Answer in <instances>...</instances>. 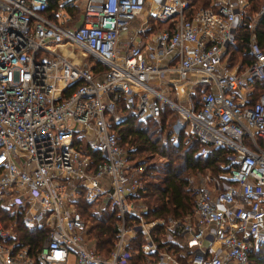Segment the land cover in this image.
<instances>
[{"label":"built area","instance_id":"1","mask_svg":"<svg viewBox=\"0 0 264 264\" xmlns=\"http://www.w3.org/2000/svg\"><path fill=\"white\" fill-rule=\"evenodd\" d=\"M250 2L213 0L191 11L190 0H65L53 19L48 0H0V205L13 214L8 226L0 217V264H127L138 232L151 264H249L264 245V92L250 100L247 86L264 83V46L252 32V61L242 70L228 65L227 47ZM64 3L80 8L77 20ZM263 13L264 1L254 18ZM61 44L88 50L106 68L94 74L82 54ZM122 102L142 118L173 107L184 120L172 131L195 135L198 154L228 150L220 164L227 170L197 171L192 210L183 217L142 215L145 165L126 159L111 128L123 119ZM81 189L87 201L100 197L116 211L106 255L75 205ZM17 222L46 228L35 253L14 230Z\"/></svg>","mask_w":264,"mask_h":264},{"label":"trees","instance_id":"2","mask_svg":"<svg viewBox=\"0 0 264 264\" xmlns=\"http://www.w3.org/2000/svg\"><path fill=\"white\" fill-rule=\"evenodd\" d=\"M262 1L264 0H251L248 5L244 23L236 30L234 41L227 47L229 66L235 63L238 54L241 60L240 67L252 61V57L248 53L249 36L252 32L255 33L259 45L264 46V13L254 18V13ZM190 3V10L193 11L201 6H210L211 0H190ZM59 5V0H48L46 14L55 19L52 10H56ZM63 6L64 10L71 15L77 10L76 5L70 6L68 3H64ZM160 25H163L162 22ZM94 60V63L91 64L93 73H101L106 66L98 59ZM78 84V81L74 82L66 91L70 92ZM254 84L253 99H257L260 92L264 91V83L255 81ZM196 106H199V102H196ZM167 110V107L162 109V114L158 119L149 117L142 121L122 102L120 112L123 114V119L119 122L111 120V128L117 132L118 142L126 150V159L131 164H143L155 155L161 159L149 162L145 172L141 175L142 179L152 170L156 174L153 175L155 180L142 179L144 187L140 190L139 197L146 205V210L142 215L147 219L168 215L183 217L191 212L193 202L190 196L188 173L205 168L211 169L212 172L228 169V167L220 168V164L226 162L227 149H214L206 156L198 154L199 141L195 135L186 134L183 131L175 134L171 127L167 128L169 124H166L164 118V113ZM90 152L93 154L94 161L102 159V155H99L98 152ZM79 209L82 214L86 213V205ZM87 216L90 222L87 230L89 238L97 251L104 255L108 254L116 236V211L105 206L100 211L87 210ZM0 217L6 226V222L13 219V214L6 207L0 205ZM15 228L23 243L30 244L32 254L35 253L46 228L44 226L28 228L20 222L16 223ZM143 241L140 232L129 240L127 249L130 256L127 264H146L144 253L140 248ZM249 264H264V245L250 253Z\"/></svg>","mask_w":264,"mask_h":264},{"label":"rangeland","instance_id":"3","mask_svg":"<svg viewBox=\"0 0 264 264\" xmlns=\"http://www.w3.org/2000/svg\"><path fill=\"white\" fill-rule=\"evenodd\" d=\"M64 1L65 0H60V5H62ZM79 14H80V8L77 7L76 12H74L73 15H71V18H73V21L75 19L76 20L78 19ZM56 15H57V19H58V21H59L60 24H62L63 20L67 19V14H65V12H64V10L62 8H60V10H58V12L56 13ZM150 21L152 22L151 19H150ZM159 27H162V25H159ZM74 52L75 53H78V55H80V56L82 54V57L84 58L83 61H86V62L89 61V64H92L95 61L94 60L95 59L94 56H92L91 54L87 53V50H85L84 48H80V47L74 46ZM236 55H237V53H236ZM227 56H229V53L228 52H227ZM238 59H239V54H238V57L236 56V61L235 62H237ZM235 65L236 64H233L231 67H233ZM239 67H238L239 70L240 69H243V66H241L240 68ZM186 85H187V83L178 84L177 85L178 92H179L180 95H182L183 92L185 91ZM166 94L175 103L178 102L173 88L168 87L167 90H166ZM193 96H195V98H196L198 95H197V93H195V95H193ZM183 104H186V103H183ZM167 109L168 110L164 113V118L165 119H167L168 116H169L168 121H165L166 124H169V126H167V128L171 127L173 125V123H175V121L177 119L184 120L183 114H181L180 112H178V110H176L175 108H173V107L168 108L167 107ZM136 117L138 119L142 120V121H144V120L147 119V118H142V117H138V116H136ZM185 129L186 130H189L190 129V123H186ZM79 142L81 144H84V140H82V139L80 140V138H79ZM89 144H90V142H89ZM152 160H161V159L158 156H156V155L154 157L150 158V159H147L145 161V163H143L145 165V169H146V165L149 162H151ZM225 164H226V162H225ZM226 167L227 166H223V167L220 166V168H226ZM145 169H144V172H145ZM199 171L201 172L202 176H205L207 173H210V174H218V171L220 172V170H217L216 172H212V170L211 169H208V168H205V169L199 170ZM149 175H152V176H149ZM153 175H156L154 170H152L151 172H149V174H147V176H145V177L143 176V178L145 180H151V179H153ZM153 180H155V179H153ZM188 180H189V186L193 185L198 180L197 171H193L191 173H188ZM143 183H144V181H143ZM140 193H141V191H140ZM86 195H87L86 194V190L85 189H81V191L78 194H76V197H75V205H76V207H77V209L79 211H80L79 208H81L83 205H86V213L84 212L82 214L81 211H80V213L82 214L83 219L86 221V223L88 222V226H89L90 225V222H89V218L87 216V210L88 211H100L101 208H104V207L101 204L102 202H101V198L100 197H98L97 199L89 202V201L86 200ZM140 201L143 202V199L141 198ZM143 204H145V203L143 202ZM8 210L10 211L11 209H8ZM11 222H12V218L6 222V226L10 225ZM12 225H13V223H12ZM15 227H16V223H15V225H14L13 228H14L15 231H17ZM144 259L146 261V264H151V262H149L150 261L149 258H146L144 256Z\"/></svg>","mask_w":264,"mask_h":264},{"label":"crops","instance_id":"4","mask_svg":"<svg viewBox=\"0 0 264 264\" xmlns=\"http://www.w3.org/2000/svg\"><path fill=\"white\" fill-rule=\"evenodd\" d=\"M212 2H213V0H211V3L210 4H212ZM152 20V19H151ZM138 21V20H137ZM137 21H136V23H137ZM162 22V24L164 25L165 24V22H163V21H159L157 24H158V27H159V25H160V23ZM136 23H134V26L136 25ZM149 23H153V21L151 22L150 21V19H149ZM151 27L150 28H148L147 30H145L144 32H139V36H134L133 37V41H137L139 38H145V36L147 35V34H149L151 31ZM153 30V29H152ZM150 31V32H149ZM234 41V40H233ZM87 53H89L90 54V52L87 50ZM240 62H241V60H240V57H239V59L237 60V62H235L234 64H236V65H238V67H239V64H240ZM88 64H89V61H88ZM90 66H91V64H89ZM247 65V64H246ZM244 66L245 65H243V68H244ZM240 70H242V69H240ZM99 74V73H98ZM247 92H248V98L250 99V100H256V99H253V95L255 94V84L254 83H252V84H249L248 86H247ZM264 91H262V92H260V94L261 93H263ZM260 94L258 95V98L260 97ZM257 98V99H258ZM194 99H195V96H194ZM169 119V118H168ZM166 121V120H165ZM168 121V120H167ZM141 199V198H140ZM102 204V203H101ZM102 206L103 207H105V206H107L106 204H102ZM102 209V208H101Z\"/></svg>","mask_w":264,"mask_h":264},{"label":"bare ground","instance_id":"5","mask_svg":"<svg viewBox=\"0 0 264 264\" xmlns=\"http://www.w3.org/2000/svg\"><path fill=\"white\" fill-rule=\"evenodd\" d=\"M60 48L63 50V52L75 56V53L73 51H71V49H69L66 44H61Z\"/></svg>","mask_w":264,"mask_h":264}]
</instances>
